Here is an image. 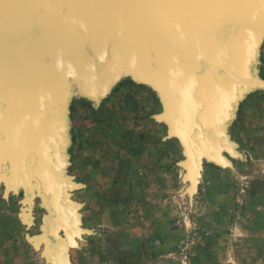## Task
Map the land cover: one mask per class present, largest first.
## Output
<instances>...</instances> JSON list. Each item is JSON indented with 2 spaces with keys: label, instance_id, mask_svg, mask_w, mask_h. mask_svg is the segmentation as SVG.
<instances>
[{
  "label": "rangeland",
  "instance_id": "rangeland-1",
  "mask_svg": "<svg viewBox=\"0 0 264 264\" xmlns=\"http://www.w3.org/2000/svg\"><path fill=\"white\" fill-rule=\"evenodd\" d=\"M251 47L244 70L261 84L235 88L213 117L224 141L207 142L218 151L196 175L157 80L129 59L103 91L69 76L62 172L81 206L68 264H264V26ZM49 213L39 194L30 205L23 186L0 182V264H67Z\"/></svg>",
  "mask_w": 264,
  "mask_h": 264
},
{
  "label": "bare ground",
  "instance_id": "bare-ground-1",
  "mask_svg": "<svg viewBox=\"0 0 264 264\" xmlns=\"http://www.w3.org/2000/svg\"><path fill=\"white\" fill-rule=\"evenodd\" d=\"M241 1L242 0H0V3L2 4V8L5 7V10L1 9L5 11L7 18V22L5 23L6 27H3L4 31H7L9 27L14 32L17 30L18 33H20L19 29L23 31L24 29H26L25 31L28 29L30 30V27L26 24H28L34 16L39 17V15L41 16L45 11H47L46 14L49 13L48 17L45 16V14L39 20L41 23L43 22L44 33L36 43H33V47L30 51L33 58L37 57L41 59L43 63L44 61H49L47 71L43 74L40 73V78L46 75L44 78H47V83L51 82L54 72L52 63V61L55 60L53 52L54 38H56L59 24L65 18L67 14L65 12L68 8L75 9V12H73L75 23L73 25L78 31L77 34L85 38L86 43L88 41V45L94 50L91 51L96 65L94 66V71L97 70V72H99V69L106 65L110 50L109 46L113 44L114 41L120 40L123 43V35L141 33V28H143L146 33L144 35L148 38H153L156 45H165L164 48H167L168 45L171 46L170 52L172 53L170 55L175 57V59H178L177 57L180 56L179 49L182 50L189 63L184 67L183 72L185 77L182 75L181 83L182 88H184L183 94L186 97V102L189 104L186 107V110L187 108L189 110L186 115L188 118V124L185 125L186 132L181 128V124H179V115H176L177 117L173 115L172 120L175 122V126H177L178 129L180 126V129L178 132L176 131V133L185 140L190 151L189 156L195 159V154L197 155L203 151V137L205 132H212L211 128L204 126L202 119L201 121L199 120V123H196L193 121L191 115L194 108L198 107L202 110V106L205 105L203 104L205 96L196 92L198 84L201 83V80L197 76L198 69L201 68V71H203L204 67L207 66L206 63L204 66L202 63V59L206 56L207 59L211 61L210 67L217 73L219 72L228 78L233 77L234 73H236L233 64L227 65L228 59H231L232 53L224 33L222 31L218 33L217 27L220 24V26L222 25L221 27L225 29L226 26L232 27L237 23L240 15L238 17L235 15L236 12L240 10ZM257 1L258 0L252 1V10L261 6ZM197 16L201 19L196 21L197 24H193ZM230 29L226 33L227 35H229ZM216 32L219 37H215ZM128 37L136 38L133 36ZM139 39L141 40V37H139ZM157 42L161 43V45ZM189 44H191V47ZM23 49H25V47L0 46V96L6 97L9 102V106L7 107H10L12 112L14 110L12 119L4 121L1 128V131L5 133V137L3 140H0V175H2L1 173L10 163V169H7V173H10L9 180L12 181L10 186H19L21 183L25 184L24 179L28 176L31 183L29 184V182H26L24 186L28 196H30L32 193H37V187L35 185H37L38 181L32 174L31 163H29L32 159L27 163L28 160L26 156H24V152L32 145L34 139L27 138L28 134L25 135V129L23 128L24 122L20 110L21 106H25L28 102L29 105H27V108L29 107L28 109L30 111L26 119L28 123L26 128H29L33 137L40 135V132H37L38 120L35 113L37 108L41 105H48L49 101L52 100V96H50L49 93L46 95L43 92L42 81L37 75H35L37 80H40L39 94L38 83L36 84V90L31 80L29 81L25 77L26 66H28L29 69H34V74H36L38 70L40 72L38 61L32 59V63L26 64L22 61H13L14 57L11 59L9 58L10 54L13 56H21L24 52ZM115 49L118 50L119 48ZM244 53L245 50L243 51V55ZM43 56L48 57V59H43ZM233 56H235V54ZM162 58L163 56H161L160 59L164 60ZM161 60H159L156 65L157 69L166 73V75H171L172 70L176 69V67L165 59L167 65L163 69L161 65L164 64V61ZM234 60L235 58L232 61ZM12 65H14V67H12ZM47 88L50 91L49 87ZM213 95V93L208 94L209 97ZM215 101L216 97H212L210 102L214 103ZM47 109L48 106L45 108L43 114L46 115ZM22 129H24L23 132ZM44 137H47L45 146H49L50 142L57 141V137L54 134H49ZM64 145L65 140L64 144H62V148ZM42 162L44 165L42 164L40 167L39 163L38 173L42 175L44 185L53 191V201L56 206L58 213L57 220L59 222L55 229L49 232L50 242H56V244L60 245L66 244L67 246L68 244H72L73 241L71 240L70 243L66 240L67 237H72L80 228L77 224L78 219L76 218L77 214L75 212L79 206L74 203L72 204L66 198L68 195L66 190L71 193L69 196L71 197L72 191L76 188L70 190L69 187H71L70 185H72V183H70L68 179L63 182L57 181L53 171L48 169L49 166H52L56 173V169L63 163L55 148H53V153L50 146L45 148ZM192 165H194V168ZM192 165L190 173L196 175V170L198 171L200 168V162L197 165V163L193 161ZM65 166H63L62 169ZM195 168L196 170L193 173V169ZM61 189H65V198L61 196ZM60 228L64 230V237L56 234ZM44 237L47 236L45 235Z\"/></svg>",
  "mask_w": 264,
  "mask_h": 264
},
{
  "label": "water",
  "instance_id": "water-1",
  "mask_svg": "<svg viewBox=\"0 0 264 264\" xmlns=\"http://www.w3.org/2000/svg\"><path fill=\"white\" fill-rule=\"evenodd\" d=\"M252 1L253 0H242L240 3V10L236 12L235 16H239V20L235 25L226 26L225 29L220 26V24L217 27V32L220 33L221 31L224 33V36L226 38L227 43L229 44L230 51L232 53L231 59H228L227 65L233 64V68L235 69L236 73H234L233 77H225L221 73H217L214 71L210 65L211 61L207 59L205 56L202 59L203 66L206 63L207 66L204 67V70L201 71V68L198 69V78L201 80V83L198 84L196 92L199 94H202L205 96V100H203L202 108L199 109L198 107L194 108L191 112L192 119L194 122L199 123V120L204 122V126L209 127L212 129V132L208 133L205 132L204 134V144H203V151H201L199 154H195V159L190 157L189 161L186 162V164L189 166L192 165L193 161L197 163V165L200 162L199 167H201L202 157L204 154L209 155H216L217 154V148L213 146H209L207 142L209 140H215L219 143H222L224 141V136L216 131V126L212 124L213 117L217 116L219 113L222 114L225 113V107H227V100L232 95V91L241 86H247V87H253L258 86L261 84V81H259L256 78H252L246 71L244 70L245 63L248 59L249 53L251 52V44L253 42V39L255 37V34L257 31L264 26V0H258L257 3L261 5L260 7L256 8L255 10H252ZM2 4L0 3V46H8V47H25L24 52L21 56H13L10 54L9 58L11 59L14 57L13 61H22L26 64L32 63V59H35L39 63L40 72L37 71L36 74H34V69L26 66L25 68V77L34 85L36 89V84L38 83V94L40 93V80L42 81L43 86V92L47 95L48 93L50 96H52V100L49 101L48 105L46 106H40L37 108V111L35 113V116L38 120V127L37 132H40V135H36L33 137L32 133L30 132L29 128H26V125L28 126V123L26 121L27 115L29 113V107L27 108V104L24 106H21V116L22 120L24 122L23 128L25 129V135L28 134L27 138H33L34 141L30 147H28L27 151L25 150L24 156H26V159L29 162L30 159H32L29 163H31V170L34 178H36L37 182V193H32L30 196L27 194V190L25 188L26 182L29 184L31 183L29 177L24 179L25 184L23 185V188L25 190V195L27 197V202L31 205L33 203V198L39 194L49 209V215L46 216L44 220V229L46 233L49 234L52 229H55V227L59 224L57 220V210L56 206L54 204V196L53 191L48 189L44 185V181L42 179V175L38 173V165L40 163V167L44 163L42 162V156L44 153L45 148L51 147V151L53 153V148L56 149L57 154L62 159V164L59 165V167L55 170L52 166H49L48 169L50 171H53V173L56 176L57 181H65L69 180L72 185L70 190H73L74 188L78 187V183L74 181V177L68 174H63L62 167L67 164V161L65 160L64 154L62 153V144H64L65 140V133H64V125H65V107H66V101H67V94L69 90V81L68 78L71 75H77L79 72L82 74H85L87 76V85L92 86L94 91H103L105 89V83H107L109 80H111L112 76H114L116 71L118 70L121 62L124 59H129L134 66L135 69H137L140 73H142L145 77H151L157 80L165 94V100L167 102V109L165 117L169 118L173 123V130L176 134V131L178 132L179 129L177 126H175L172 116L173 115H179V124H181V128L185 130V125L188 124V118L186 117L188 113V108L186 110V107L189 105L188 102H186V97L183 94L182 88V75L185 77L184 74V67L185 65L189 64L187 59L184 56V52L179 49L180 56L177 57L178 59H175V57L171 56L170 52L171 46L168 45L167 48H164L165 45H161V43H158L161 46L156 45V42L151 37H146L144 34V29H142L141 33L131 34L130 35H123V43L119 41H114L113 44L109 46V53H108V61L106 65H104L101 69H99V72L94 71L95 61L94 58L91 55L92 48L88 45L89 42L85 41V38L81 37L77 31V29L74 27L75 23V16L74 13L75 9L68 8L65 13L66 16L63 19V21L59 24V29L57 31L56 38H54V55L55 60L52 61L53 63V69L54 72L52 74V79L50 83H47V78L41 77V74L45 73L48 68L49 61H44V63L41 61V59L35 57L33 58L30 51L33 47V43H36V41L42 37L41 35L44 33L43 30V22L39 21L47 11H45L41 16L39 17H33L30 22L26 25L30 27V30L26 29L21 30L19 29V32L17 30L14 32L10 27L7 29V31L3 30V27H6L5 23L7 22L5 7L2 9ZM47 10V8H46ZM5 14V15H4ZM45 16H49V13H47ZM199 16H197L193 24H197L196 21L199 20ZM226 20V19H225ZM5 25V26H4ZM231 27V29H230ZM235 28V29H234ZM229 35L226 33L229 31ZM43 30V31H42ZM216 32V36H218V33ZM122 36V37H123ZM133 36L136 38L128 37ZM141 37V40L139 37ZM229 36V37H228ZM219 37V36H218ZM228 38V39H227ZM121 39V40H122ZM146 41V42H144ZM139 42V43H138ZM191 47V44H189ZM251 47V48H250ZM115 48H119L116 50ZM250 49V50H249ZM245 50V53L243 55V51ZM112 52V53H111ZM235 54V56H233ZM226 55V54H225ZM46 56V55H45ZM43 56V59H48V57ZM136 56V57H135ZM163 56L161 60L160 57ZM235 58L234 61H232ZM170 61L172 65L176 67V69L172 70L171 75L166 73H163L162 71L158 70L156 65L158 64L159 60L164 61L163 69L167 65V61ZM50 60V58H49ZM12 61V62H13ZM231 61V62H230ZM181 66V67H180ZM202 66V67H203ZM14 67V65H12ZM9 69V67H8ZM9 71V70H8ZM41 73V74H40ZM37 75L40 80H37ZM175 76V77H173ZM44 78V79H43ZM189 79V76H188ZM39 81V82H38ZM48 85V86H47ZM202 85V86H201ZM50 91L48 90V88ZM37 90V89H36ZM213 93L214 95L212 97H216V101L210 102L212 97H209L208 94ZM199 95V96H202ZM203 97V96H202ZM201 97V98H202ZM5 98V99H4ZM198 98V97H197ZM8 100L6 97L0 96V140H3L5 137V133L1 131L2 124L4 121L12 119L13 112L11 108L7 107L9 106ZM46 115L43 114L45 111V108H47ZM219 114V115H220ZM39 115V116H38ZM9 116V117H8ZM176 116V117H177ZM8 117V118H7ZM208 117V119H207ZM29 118V117H28ZM22 129V132L23 130ZM4 131V130H3ZM184 132V131H183ZM49 134H54L57 137V141L50 142L49 146H45L47 137H44ZM186 136V133H185ZM26 138V139H27ZM183 140V139H182ZM183 143H185V151L188 155H190V151L188 149V145L186 144L185 140H183ZM189 147H190V141H189ZM64 158V159H63ZM42 162V163H41ZM194 168V165H192ZM7 169H10V163L6 166V169L1 173L0 175V182H4L6 186V190H17L20 186H10L12 184V181L9 180L10 173H7ZM196 170V168H195ZM197 172V170H196ZM5 174V177H4ZM10 187H9V186ZM10 188V189H9ZM66 193L68 194L66 196ZM65 193V189H61V196L67 198L69 202L75 205L77 204L79 207L81 206L80 203L74 201L71 199L70 194L67 190ZM62 229V228H60ZM64 231V230H63ZM57 235L61 236L59 233H56ZM64 243V242H62ZM49 245L51 247L55 248V253L58 258H60V254L62 255V258L65 260V263L68 264V252H69V245L66 246V244L62 247L60 244H56V242H49ZM62 259V262H63ZM61 260V258H60ZM57 262V260H55Z\"/></svg>",
  "mask_w": 264,
  "mask_h": 264
}]
</instances>
